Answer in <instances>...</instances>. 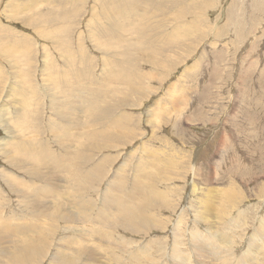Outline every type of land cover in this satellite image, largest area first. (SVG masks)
<instances>
[{"label":"rangeland","instance_id":"374dc122","mask_svg":"<svg viewBox=\"0 0 264 264\" xmlns=\"http://www.w3.org/2000/svg\"><path fill=\"white\" fill-rule=\"evenodd\" d=\"M0 169V264H264V0H0Z\"/></svg>","mask_w":264,"mask_h":264},{"label":"bare ground","instance_id":"6f19581e","mask_svg":"<svg viewBox=\"0 0 264 264\" xmlns=\"http://www.w3.org/2000/svg\"><path fill=\"white\" fill-rule=\"evenodd\" d=\"M6 110H7V109H6ZM3 111H4V110H3ZM126 114H127V113H126ZM130 115H132V114H130ZM4 116H5V115H4ZM9 120H10V119H9ZM132 120H133V119H132ZM130 121H131V120H130ZM126 124H127V123H126ZM122 126H123V125H122ZM123 127H124V126H123ZM31 153H32V152H31ZM108 154H109V153H108ZM71 161H72V160H71ZM195 161H196V160H195ZM50 163H51V162H50ZM54 163H56V162H54ZM58 163H59V162H58ZM66 163H67V162H66ZM47 164H48V163H47ZM56 164H57V163H56ZM54 165H55V164H54ZM49 166H50V165H49ZM55 166H56V165H55ZM57 167H58V166H57ZM65 167H67V166H65ZM148 168H149V167H148ZM26 169H27V168H26ZM56 169H57V168H56ZM142 169H143V168H142ZM0 170H1V169H0ZM139 170H140V169H139ZM52 171H53V170H52ZM144 171H145V170H143V172H144ZM72 172H73V171H72ZM140 172H142V171H140ZM153 172H154V171H153ZM38 174H40V173H38ZM123 174H124V173H123ZM147 174H148V173H147ZM46 175H47V174H46ZM55 175H56V174H55ZM116 176H117V175H116ZM68 178H69V177H68ZM114 179H115V178H114ZM148 179H149V178H148ZM205 179H206V178H205ZM64 182H65V180H64ZM68 182H69V181H68ZM203 182H204V181H203ZM16 184H17V183H16ZM141 184H142V183H141ZM67 185H68V184H67ZM69 186H70V185H69ZM90 187H91V186H90ZM132 187H133V186H132ZM141 187H142V185H141ZM216 187H217V186H216ZM66 188H67V187H66ZM220 188H221V187H220ZM141 189L144 190L145 188H141ZM153 189H154V188H153ZM154 190H155V189H154ZM132 191H133V190H132ZM134 191H135V190H134ZM158 191H159V190H158ZM195 191H196V190H195ZM216 191H217V189H216ZM218 191H219V190H218ZM47 192H48V191H47ZM144 192H145V190H144ZM150 192H151V191H150ZM161 192H163V191L161 190L159 193H161ZM210 192H211V191H210ZM211 193H212V192H211ZM49 194H50V193H49ZM52 194H53V193H52ZM133 194H134V193H133ZM149 195H150V194H149ZM151 195H152V194H151ZM216 195H217V194H216ZM48 196H49V195H48ZM105 196H106V195H105ZM45 197H46V196H45ZM55 197H56V196H55ZM106 197H107V196H106ZM112 197H113V196H112ZM112 197H110L111 200H112ZM214 197H215V196H214ZM114 198H116V196H114ZM145 198H146V197H145ZM55 199H56V198H55ZM108 199H109V198H108ZM170 199H171V198H170ZM212 199H214V198H212ZM109 200H110V199H109ZM116 200H117V199H116ZM53 201H54V200H53ZM104 201H105V200H104ZM28 202H29V201H28ZM38 202H39V201H38ZM46 202H47V201H46ZM55 202H56V201H55ZM110 202H111V201H110ZM112 202H113V201H112ZM146 202H147V201H146ZM213 202H214V201H213ZM219 202H220V201H219ZM51 204H52V203H51ZM111 204H112V203H110V205H111ZM113 204H117V203H113ZM205 204H206V203H205ZM208 204H209V203H208ZM214 204H215V203H214ZM224 204H225V203H224ZM38 205H39V204H38ZM171 205H172V204H171ZM108 206H109V205H108ZM114 206H117V205H114ZM172 206H173V205H172ZM198 206H199V205H198ZM226 206H227V205H226ZM103 207H104V206H103ZM110 207L112 208L113 206H110ZM110 207H109V208H110ZM216 207H217V206H216ZM50 208H51V207H50ZM105 208H106V207H105ZM203 208H204V206H203ZM54 209H55V208H54ZM114 209H115V208H114ZM204 209H205V208H204ZM99 210H100V209H99ZM101 210H102V209H101ZM217 211H218V215H217V214H215V215L219 216V215H220V214H219V210H217ZM217 211H216V213H217ZM82 212H83V211H82ZM88 212H89V211H88ZM103 212H104V211H103ZM103 212H102V213H103ZM207 213H208V212H207ZM221 213H222V211H221ZM88 214H89V213H88ZM140 214H141V213H140ZM229 214H230V213H229ZM101 215H102V214H101ZM142 215H143V214H142ZM142 215H141V216H142ZM178 215H179V214H178ZM183 215H184V214H183ZM224 215H225V214H224ZM115 216H116V215H115ZM138 216H139V215H138ZM138 216H137V217H138ZM180 216H182V214H181ZM229 216H232V215H229ZM103 217H104V216H103ZM134 217H136V215H135ZM137 217H136V218H137ZM143 217L145 218L144 215H143ZM147 217H148V216H147ZM195 217H196V216H195ZM105 218H106V217H105ZM138 218L142 220V218H141L140 216H139ZM151 218H152V217H151ZM182 218H183V217H182ZM204 218H205V217H204ZM206 218L208 219L209 217H206ZM228 218H229V217H228ZM230 218H231V217H230ZM21 219H22V218H21ZM202 219H203V218H202ZM216 219H217L216 221H218L220 218H216ZM232 219H233V218H232ZM78 220H79V219H78ZM93 220H94V219H93ZM179 220H182V219H179ZM179 220H178V221H179ZM204 220H205V219H204ZM221 220H222V219H220L219 222H220ZM105 221H106V220H105ZM148 221H149V220H148ZM178 221H177V222H178ZM210 221H211V220H210ZM210 221H209V223H210ZM216 221H215V222H216ZM236 221L239 222V220H237V219H236ZM236 221L234 220L233 223L236 222ZM179 222H180V221H179ZM207 222H208V221H207ZM156 223H157V222H155V224H156ZM91 224H92V223H91ZM212 224H213V223H212ZM214 224H216V223H214ZM220 224H221V223H220ZM158 225H159V224H158ZM163 225H164V224H163ZM199 225H200V224H199ZM218 225H219V224H218ZM223 225H224V224H223ZM233 225H234V224H233ZM262 225H263V224H262ZM32 226H33V225H32ZM103 226H104V225H103ZM159 226H160V225H159ZM186 226H187V225H186ZM239 226H240V225H239ZM242 226H243V224H242ZM242 226H241V227H242ZM244 226H245V225H244ZM26 227H27V226H26ZM35 227H36V226H35ZM69 227H70V226H69ZM105 227H106V226H105ZM178 227H179V226H178ZM36 228H37V227H36ZM36 228H35V229H36ZM160 228H161V227H160ZM180 228H181V227H180ZM221 228H222V227H221ZM230 228H232V227L230 226ZM0 229H2V228L0 227ZM18 229H19V228H18ZM32 229H33V228H32ZM35 229H34V230H35ZM83 229H85V228H83ZM96 229H97V228H96ZM177 229H178V228H177ZM177 229H175V230H177ZM194 229H196V228H194ZM228 229H229V228H228ZM234 229H236V228L234 227ZM261 229H262V231H264L263 226L261 227ZM4 230H5V229H4ZM181 230H182V229H181ZM224 230H225V229H224ZM229 230H230V229H229ZM229 230H228V231H229ZM232 230H233V229H232ZM232 230H230V232H231ZM36 231H37V230H36ZM85 231H86V230H85ZM109 231H110V230H109ZM145 231H146V230H145ZM196 231H197V230H196ZM213 231H214V230H213ZM215 231H216V230H215ZM235 231H236V230H235ZM244 231H245V230H244ZM259 231H260V229H259ZM66 232H67V231H66ZM96 232H97V231H96ZM146 232H147V231H146ZM178 232H179V231H178ZM178 232H176V233L178 234ZM194 232H195V230H194ZM197 232H198V231H197ZM197 232H196V233H197ZM201 232H202V231H201ZM201 232H200V233H201ZM208 232H209V231H208ZM217 232H218V231H217ZM82 233H83V232H82ZM97 233H98V232H97ZM200 233H198V234L200 235ZM226 233H227V232H226ZM237 233H238V232H237ZM243 233H244V232H243ZM257 233H258V232H257ZM257 233H256V235H257ZM174 234H175V233H174ZM177 234H176V235H177ZM181 234H182V233H181ZM181 234H179V235H181ZM198 234H197V235H198ZM211 234H212V233H211ZM221 234H222V233H221ZM231 234H232V233H231ZM235 234H236V233H235ZM262 234L264 235V233H262ZM176 235H174V236L177 237ZM191 235H192V234H191ZM191 235H190V236H191ZM202 235H203V234H201V237H203ZM214 235H215V234H214ZM224 235H225V234H224ZM224 235H222V236H224ZM237 235L239 236V234H237ZM237 235H235V236H237ZM244 235H245V234H244ZM256 235H255V237H256ZM182 236H183V234H182ZM227 236H228V235H227ZM231 236H232V235H230V237H231ZM233 236H234V235H233ZM241 236H243V235H241ZM245 236H246V235H245ZM253 236H254V235H253ZM258 236H259V233H258ZM70 237H71V236H70ZM191 237H192V236H191ZM210 237H211V236H210ZM213 237H214V236H213ZM250 237H251V236H250ZM177 238H178V237H177ZM216 238H217V235H216ZM218 238H219V237H218ZM224 238H225V237H224ZM234 238H235V237H234ZM237 238H238V237H237ZM256 238H257V237H256ZM110 239H111V238H110ZM173 239H174V238H173ZM192 239H193V238H192ZM206 239H207V238H206ZM208 239H209V238H208ZM220 239H221V238H220ZM231 239H233V237H231ZM213 240H214V238H213ZM218 240H219V239H218ZM221 240H222V239H221ZM221 240H220V241H221ZM225 240H226V238H225ZM225 240H224V241H225ZM228 240H229V239H228ZM255 240H256V239H255ZM177 241H178V240H177ZM182 241H183V240H182ZM192 241H194V239H193ZM216 241H217V240H216ZM242 241H244V240H242ZM245 241H246V240H245ZM73 242H74V240H73ZM83 242H84V241H83ZM83 242H82V243H83ZM172 242H173V241H172ZM174 242H175V244L177 243L175 240H174ZM179 242H180V241H179ZM187 242H188V241H187ZM197 242H199V241L197 240ZM197 242H196V243H197ZM226 242H228V241H226ZM226 242H225V243H226ZM229 242H232V241L229 240ZM229 242H228V243H229ZM248 242H249V241H248ZM248 242H247V243H248ZM253 242H254V240H253ZM260 242H261V241H260ZM76 243H77V242H76ZM78 243L80 244V242H78ZM228 243H226V244H228ZM239 243H240V242H239ZM257 243H258V242H257ZM257 243H256V244H257ZM263 243H264V242H263ZM263 243H262V245H263ZM71 244H72V242H71ZM73 244H74V243H73ZM83 244H85V243H83ZM175 244H174V245H175ZM177 244L179 245V243H177ZM177 244H176V245H177ZM206 244H207V242H205V241H204L203 243H202V242H199V243L197 244V246H198L199 249H201L202 251H203V250H206V251L208 252L207 248H209V247H208V245H206ZM208 244H209V246L212 247V245H210V243H208ZM212 244H213V242H212ZM218 244H219V242H218ZM218 244H217V246H218ZM226 244H225V245H226ZM236 244H238V243H236ZM236 244H235V245H236ZM248 244H249V243H248ZM248 244H247V245H248ZM256 244H253V243H252V245H256ZM74 245L77 246V244H74ZM160 245H161V244H160ZM176 245H175V246H176ZM182 245H183V243H182ZM258 245H259V244H258ZM86 246H88V245H86ZM86 246H85V247H86ZM90 246H92V245H90ZM172 246H173V245H172ZM186 246H187V245H186ZM191 246H192V245H191ZM215 246H216V245H215ZM229 246H230V245H229ZM67 247H68V246H67ZM79 247H80V246H79ZM82 247H84V245H83ZM85 247H84V248H85ZM177 247H178V246H177ZM251 247H252V246H251ZM68 248H69V247H68ZM74 248H75V247H74ZM84 248H83V249H84ZM89 248H90V247H89ZM170 248H172V247H170ZM212 248H213V247H212ZM232 248H233V247H232ZM247 248H250V247H247ZM256 248H257V247H256ZM258 248H259V246H258ZM258 248H257V249H258ZM162 249H163V248H162ZM164 249H165V248H164ZM182 249H183V248H182ZM184 249H185V248H184ZM186 249H187V247H186ZM186 249H185V250H186ZM223 249H224V248H223ZM226 249H227V248H226ZM60 250H61V249H60ZM80 250H81V249H80ZM159 250H160V249H159ZM192 250H193V249H192ZM196 250H197V249H196ZM224 250H225V249H224ZM228 250H230V249H228ZM236 250H237V249H236ZM244 250H245V249H244ZM92 251H96V250H92ZM165 251H166V249H165ZM218 251H220V249H218ZM242 251H243V250H242ZM249 251H250L249 253H251V250H249ZM252 251H253V249H252ZM259 251H260V250H259ZM64 252H65V251H64ZM167 252H168V251H167ZM170 252H171V251H170ZM177 252H178V250H177ZM183 252L186 253L185 251H183ZM228 252H229V251H228ZM245 252H246V251H245ZM90 253H91V251H90ZM158 253H159V251H158ZM173 253H174V252H173ZM173 253H171V254H173ZM195 253H196V252H195V250H194V254H195ZM203 253H205V252L203 251ZM241 253H242V252H241ZM247 253H248V252H247ZM249 253H248V255H245V256H248V257L250 258V256L252 255V253H251V254H249ZM56 254H57V253H56ZM75 254H76V253H75ZM85 254H88V253H85ZM92 254H93V253H92ZM148 254H149V253H148ZM171 254H170L169 257L172 256ZM191 254H192V253H191ZM199 254H200V253H199ZM213 254H214V253H213ZM232 254H233V253H232ZM232 254H231V255H232ZM245 254H246V253H245ZM253 254H254V253H253ZM262 254H263V253H262ZM38 255H39V254H38ZM81 255H82V254H81ZM89 255H90V254H89ZM166 255H167V254H166ZM175 255H176V254H175ZM175 255H173V258H174ZM186 255H187V254H186ZM202 255H203V254H202ZM207 255H208V254H207ZM214 255L217 256L216 254H214ZM219 255H220V254H219ZM221 255H222V254H221ZM227 255H228V254H227ZM249 255H250V256H249ZM255 255H256V252H255ZM83 256H84V255H83ZM86 256H87V255H86ZM187 256H189V255H187ZM190 256H191V255H190ZM192 256H193V255H192ZM209 256H211V255H209ZM209 256H207V257H209ZM229 256H230V255H229ZM260 256H261V255H260ZM262 256H263V255H262ZM157 257H158V256H157ZM177 257H180V255L177 256ZM181 257H182V256H181ZM200 257H201V256H200ZM212 257L214 258V256H212ZM219 257H220V256H219ZM230 257H231V256H230ZM145 258H146V253H145ZM166 258H168V257H166ZM182 258H184V257H182ZM194 258H195V257H194ZM210 258H211V257H210ZM221 258H222V257H221ZM237 258H240V257L237 256ZM255 258H256V257H255ZM66 259H67V258H66ZM89 259H90V258H89ZM89 259H88V260H89ZM174 259H176V258H174ZM174 259H173V260H174ZM217 259H218V257H217ZM219 259H220V258H219ZM222 259H224V258H222ZM233 259H234V258H233ZM260 259H261V258H260ZM148 260H149V259H148ZM177 260H179V259H177ZM186 260H187V259H186ZM198 260H200V259H198ZM205 260H207V259H205ZM238 260H239V259H238ZM244 260H246V258L243 256L242 258H240V261H238L237 263L234 262L233 264H243L242 262H243ZM251 260H252V259H251ZM254 260H255V259H254ZM256 260H257V259H256ZM61 261H62V260H61ZM143 261H144V260H143ZM157 261H159V260H157ZM170 261H172V260H170ZM181 261H184V260H181V259H180V262H177L176 264H182ZM193 261H194V260H193ZM195 261H196V260H195ZM218 261H219V260H218ZM225 261H226V260H225ZM227 261H228V260H227ZM249 261H250V259H249ZM249 261H248V262H249ZM89 262H90V261H89ZM151 262H152V261H151ZM153 262H154V260H153ZM155 262H156V261H155ZM185 262H189V261L187 260V261H185ZM197 262H198V261H197ZM197 262H196V263H197ZM207 262H208V261H207ZM220 262H221V260H220ZM114 263H115V262H114ZM160 263H161V260H160ZM167 263H168V262H167ZM174 263H175V262H173V264H174ZM196 263H195V264H196ZM213 263H214V262H213ZM213 263H212V264H213ZM215 263H216V262H215ZM157 264H158V263H157ZM169 264H171V263H169ZM184 264H185V263H184ZM187 264H190V263H187ZM198 264H199V263H198ZM221 264H222V263H221ZM223 264H224V263H223ZM254 264H255V263H254Z\"/></svg>","mask_w":264,"mask_h":264}]
</instances>
